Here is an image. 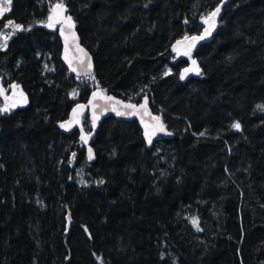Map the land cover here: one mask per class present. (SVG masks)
Segmentation results:
<instances>
[{"label": "trees", "instance_id": "1", "mask_svg": "<svg viewBox=\"0 0 264 264\" xmlns=\"http://www.w3.org/2000/svg\"><path fill=\"white\" fill-rule=\"evenodd\" d=\"M59 2L12 0L0 18L24 26L0 76L27 101L0 112V264H264V0H229L192 57L176 42L222 0H63L92 80L47 26ZM193 60L202 74L181 79ZM97 87L150 98L173 136L147 148L137 120L104 117L89 159L58 124Z\"/></svg>", "mask_w": 264, "mask_h": 264}, {"label": "water", "instance_id": "2", "mask_svg": "<svg viewBox=\"0 0 264 264\" xmlns=\"http://www.w3.org/2000/svg\"><path fill=\"white\" fill-rule=\"evenodd\" d=\"M228 1L229 0H222V2L217 6L220 8V12L215 17V27L214 28H210V24L212 23V21L209 20V23L206 25V27L203 29V31L201 33L189 36V37H193V36L204 35L205 38L202 40H197L195 42V46L190 49L191 55L188 57L193 56V54H194L196 48L199 46V44H201L202 42H205V41H210L212 39L213 35L215 34V32L217 30L218 19L222 13V7ZM63 4H64L66 11L63 12V18H62L61 22L56 23L55 22L56 21L55 15H53L52 12L50 13V16H53V20L51 22L54 23V26L57 27L58 35H59L61 42H62V53H61L62 61L66 65V67L68 68L70 74L81 75V76L89 75V74L93 73L94 69H95L94 68V62H93V56L88 51V49L82 44L80 35H79L77 28H76V22L74 21L72 15L68 12L67 5L65 3H63ZM68 16H70L72 18L71 23L74 25L71 28L68 26V23L64 22V20H66V18ZM206 28L210 29V32H211L210 35H207L205 33ZM61 29H63V34H62ZM181 41H183V39ZM191 43H192L191 40L184 41L183 43L179 44V48L181 49L182 52H184V51L188 50V46ZM77 45H79L80 48L84 49L87 52L88 57H90L91 65H92L91 69H87V67H86L87 60H85L84 64H81L80 61H81V57L83 54L77 50ZM73 69H75V71H73ZM0 88L4 89L3 93L0 94V99L4 102L5 105H10L11 102L23 104L22 101L26 97L21 95V94H18V93L9 94L7 92L4 84H3L2 76H0ZM94 93H96L95 98H94ZM104 97H113L114 99L110 100V99H106ZM146 98H147V107H146V109H142L139 107V105L144 103L145 97L142 99L141 102L136 103L133 101L126 100V99L116 95L115 93L109 91L106 88L97 87L91 92L88 100L86 102H80V103L76 104L72 108V110L69 114V117L66 120L60 122L58 124V126L61 129V131L67 135H71L76 130H79L80 131V137L79 138H80L81 142L83 143V145L86 147L87 153L89 155V151H88L89 148L92 150V148L90 146V142H91L95 132L98 129L100 121L104 117L112 116V117H114L120 121L137 120L142 131H143V138L146 142L147 148H151L154 141L158 137L159 138L172 137L173 134L171 133V131L167 128V126L164 124V122L161 119L165 130L163 132L156 131V134L152 136L151 143L148 142V136L145 135V132L148 131L149 133H151L152 131H154V127L158 126V122L153 120V117H155L157 115L153 113V111L150 107V98H148V97H146ZM90 101H91V103H90ZM127 104H134L137 106V108H135V109L127 108V107H125V105H127ZM78 105H85L86 107L81 109V108L77 107ZM74 109L76 110L75 115L73 113ZM86 112L89 113L90 119L92 122V130L89 133L84 130L83 123H82L84 114ZM119 113H124V114L121 115ZM128 113H135V114H128ZM76 120H79V123H72L66 127H61V124H65L66 122L76 121ZM93 121H94V123H93ZM82 136H87V142L86 143L84 140L81 139ZM92 156H93V158L95 157L93 150H92ZM68 226H70V223L68 224Z\"/></svg>", "mask_w": 264, "mask_h": 264}, {"label": "snow or ice", "instance_id": "3", "mask_svg": "<svg viewBox=\"0 0 264 264\" xmlns=\"http://www.w3.org/2000/svg\"><path fill=\"white\" fill-rule=\"evenodd\" d=\"M11 4H12V0H0V18H2L7 12H9L11 10ZM64 11H66V9L64 7L63 0H61L60 3H56L53 6L52 13L56 17V21H55L56 23L61 22V20L63 18V12ZM219 12H220V8L217 7L213 12L209 13L208 16L204 18V22L206 24L209 23V20L212 21V23L210 24V28H214L215 27V17L219 14ZM48 20L50 22L48 23L47 26L48 27H54V23L51 22L53 20V16H49ZM71 20H72V18L70 16H68L66 18V20H64L65 23H68V26L70 28L74 26L71 23ZM3 28L4 29H9L10 28L11 30L8 31L7 34L4 31L0 30V49H4V48L7 47V41H8V39H10L11 36H13L16 33L17 30H24V26L23 25L15 24V22L12 21V20H8L6 22V24L3 26ZM61 31H62V34H63V29H61ZM205 33L207 35H210L211 34L210 29L209 28H206L205 29ZM204 38H205L204 35H201V36H193V37L185 36L183 38V41H177L176 43L177 44H181L184 41L191 40L192 43L188 46V50H186V51L183 52V55L190 56L191 55L190 49L195 46V42L197 40H202ZM77 50L83 54L82 57H81V61H80L81 64H84L85 63V60H87L86 67H87V69H91V67H92L91 60H90V57H88L87 52L84 49L80 48L79 45H77ZM173 50L174 51H177L178 55L180 54L179 53V50L176 49L175 47H174ZM192 64L195 67L185 68L183 70V72L180 73V78L181 79H184L185 78V75L188 74L189 72H194V73H196L198 75L202 74V72L199 69V67L196 66V61L195 60L192 61ZM73 71H75V69H73ZM167 74L168 73L166 72L165 75H167ZM13 87H17V86L14 85ZM3 91H4V89L0 88V94H2ZM95 97H96V93H94V98ZM104 98L110 99V100L111 99H114L113 97H104ZM22 102L23 103H26L27 102L26 101V98ZM90 103H91V101H90ZM14 107H16V104L15 103H13L11 105H5L3 108H0V112L8 111V110H10V108H14ZM77 107L83 109L86 106L85 105H78ZM125 107L132 108V109L137 108V106L134 105V104H127V105H125ZM139 107L142 108V109H146V107H147V98L146 97H145L144 103L141 104V105H139ZM256 107L258 109L264 111V105H257ZM73 113L75 115V113H76V110L75 109L73 110ZM119 114L123 115L124 113H119ZM128 114H135V113H128ZM153 120H155V121L158 122V126H155L154 127V131H152L151 133H149L148 131L145 132V135L148 136V142L149 143H151L152 136L156 134V131L163 132L165 130L164 125H163V123L161 121V118L159 116L153 117ZM72 123H79V120L66 122L65 124H61V127H66V126H68V125H70ZM93 123H94V121H93ZM232 127L235 128V129H240L241 128V124L237 121V122H235L232 125ZM200 135H204V133H201ZM81 139L84 140L85 143L87 142V136H82ZM88 151H89V159H92L93 158V156H92V150L89 148ZM99 183H103V181H99ZM192 223L194 225H197V227H198V219L197 218H192Z\"/></svg>", "mask_w": 264, "mask_h": 264}, {"label": "built area", "instance_id": "4", "mask_svg": "<svg viewBox=\"0 0 264 264\" xmlns=\"http://www.w3.org/2000/svg\"><path fill=\"white\" fill-rule=\"evenodd\" d=\"M93 77H94V75H88V76H86V77H83V76H77L76 78L79 79V80H83L84 78H88V79L92 80Z\"/></svg>", "mask_w": 264, "mask_h": 264}, {"label": "rangeland", "instance_id": "5", "mask_svg": "<svg viewBox=\"0 0 264 264\" xmlns=\"http://www.w3.org/2000/svg\"><path fill=\"white\" fill-rule=\"evenodd\" d=\"M7 13H8V12H7ZM15 24H18V23H15ZM10 30H11L10 28H9V29H4V28H2V31H4L6 34H7V32L10 31ZM17 31H18V30H17ZM17 31H16V32H17ZM15 34H16V33H15ZM15 34H14V35H15ZM14 35H13V36H14ZM11 37H12V36H11ZM9 40H10V39H8L7 44H8V42H9ZM89 75H90V74H89Z\"/></svg>", "mask_w": 264, "mask_h": 264}]
</instances>
